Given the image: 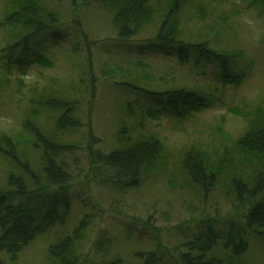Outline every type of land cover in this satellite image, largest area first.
I'll return each instance as SVG.
<instances>
[{
	"label": "trees",
	"instance_id": "trees-1",
	"mask_svg": "<svg viewBox=\"0 0 264 264\" xmlns=\"http://www.w3.org/2000/svg\"><path fill=\"white\" fill-rule=\"evenodd\" d=\"M2 1L0 30L5 37L0 53L7 63L0 66V81L5 84L25 70L51 69L54 65L46 44L57 43L68 33L85 39L81 11L93 5L109 11L111 28L120 40H135L140 31L150 28L154 37L153 43L145 41L147 48L164 46L183 65L213 60L223 82L233 83L238 77L229 64L234 68L239 54L217 52L205 35L184 34L182 17L199 0ZM64 1L72 12L69 22L56 7ZM251 5L264 16V0H252ZM163 84L153 89L126 84L129 95L139 103H127L131 116H138L135 106L145 120L184 121L209 105L206 95L194 87ZM81 97L79 87L55 79L45 86L35 84L19 114V128L0 132V160L10 162L15 170L0 181V254L14 263L19 252L38 237L69 225L71 202L78 195L71 189L74 181L127 195L137 191L145 178L160 175L171 191L186 192L195 202L196 197L208 194L222 200L210 215L191 219L189 224L162 225L161 221L167 224L171 218L166 212L157 215L155 205L144 218L126 214L122 219L125 238L148 246L133 257L142 264H249L244 256L250 241L264 245V103L238 111L244 124L239 135L224 134L223 121L217 141L203 148L174 152L153 133L129 134L123 127L115 135V146L107 151L90 122L84 125L75 116ZM223 202L236 209L222 218L219 206ZM243 212L244 218L238 216ZM94 216L85 213L74 221L70 233L54 236L47 249L50 264H126L119 256L110 257L113 242L106 233L98 234L88 246L87 232ZM0 264H4L2 259Z\"/></svg>",
	"mask_w": 264,
	"mask_h": 264
},
{
	"label": "rangeland",
	"instance_id": "rangeland-1",
	"mask_svg": "<svg viewBox=\"0 0 264 264\" xmlns=\"http://www.w3.org/2000/svg\"><path fill=\"white\" fill-rule=\"evenodd\" d=\"M77 1L79 4L82 2ZM251 4L252 0H199L182 17V30L186 36L199 38L205 35L213 40L210 41L217 47V52L239 54L235 67L229 66L232 73H238L236 81L241 80L240 83L223 82L217 74L218 63L213 60L198 66L192 62L183 65L177 57L168 55L169 50L164 46L147 48L145 41L153 43L154 37L150 28L140 31L135 36L137 40H120L111 28L109 11L105 7L93 5L82 9V18L79 19L85 39L68 33L57 43L46 44V54L54 65L51 69L33 68L9 78L7 84L0 81V132L13 133L19 128L18 117L27 106L30 87L35 84L45 86L49 80L55 79L67 86L80 88L82 97L75 116L84 125L90 122L94 135L105 142L103 148L106 150L115 146V135L123 127L125 132L129 130V134L143 130L145 134L153 133L174 152L189 151L193 146L203 148L205 144L217 141L223 121L224 134L236 137L244 128L240 112L264 103V16ZM56 7L62 12L63 19L69 22L72 17L69 2L57 3ZM3 8L4 3L0 0V20ZM4 37L5 31L0 30V48ZM5 63L7 61L0 53V66ZM128 83L148 89L163 83L165 86L194 87L206 95L209 105L184 121L145 120L133 106L134 113L138 115L136 118L127 108V103L139 105L129 95ZM9 163L0 160V181L6 174L15 172ZM71 189L78 195L71 202L73 219H69L70 224L38 237L19 252L14 263L1 253L0 259L4 264H50L47 249L56 240L54 236L70 233L76 226L74 221L91 212L95 221L87 232L88 246L98 234L106 233L113 242L109 249L110 257L119 256L126 264H142L133 257V253L142 252L148 246L125 238L123 216L131 214L144 218L155 205L157 215L166 212L171 218L167 224L161 221L162 225L189 224L191 219L210 215L217 208V202L222 200L215 194H208L205 197L201 195L200 199L196 197L195 202L187 197L189 194L186 192L171 191L167 179L160 175L145 178L137 191L127 195L105 188L87 187L84 180L74 181ZM185 200L194 205H185ZM223 203V207L219 206L222 218L231 213V204ZM177 216H180L178 220ZM244 258L249 264H264L261 241L251 240Z\"/></svg>",
	"mask_w": 264,
	"mask_h": 264
},
{
	"label": "bare ground",
	"instance_id": "bare-ground-1",
	"mask_svg": "<svg viewBox=\"0 0 264 264\" xmlns=\"http://www.w3.org/2000/svg\"><path fill=\"white\" fill-rule=\"evenodd\" d=\"M236 209V207L235 208H232L231 207V209H230V211H231V213H233V211ZM246 214V212H243L241 215H238V216H241L242 218H244V216H245V214Z\"/></svg>",
	"mask_w": 264,
	"mask_h": 264
}]
</instances>
